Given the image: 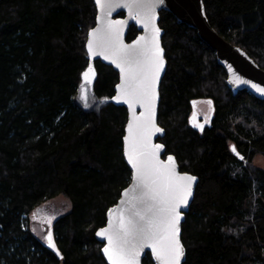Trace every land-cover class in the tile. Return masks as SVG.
<instances>
[{
    "label": "trees",
    "instance_id": "1",
    "mask_svg": "<svg viewBox=\"0 0 264 264\" xmlns=\"http://www.w3.org/2000/svg\"><path fill=\"white\" fill-rule=\"evenodd\" d=\"M203 5L211 27L264 69V0ZM95 14L92 0H0V264H106L94 233L131 171L122 155L127 113L110 103L118 74L95 61L81 98ZM159 27L165 135L157 141L198 178L182 224L183 264H264V168L253 162L264 158V101L233 95L215 53L168 11ZM137 34L131 26L126 40ZM203 99L213 115L198 132L188 116ZM59 195L70 210L52 224L53 251L33 235L29 216ZM143 264H153L149 254Z\"/></svg>",
    "mask_w": 264,
    "mask_h": 264
},
{
    "label": "snow or ice",
    "instance_id": "2",
    "mask_svg": "<svg viewBox=\"0 0 264 264\" xmlns=\"http://www.w3.org/2000/svg\"><path fill=\"white\" fill-rule=\"evenodd\" d=\"M164 0H96L101 10L98 27L89 33L88 55L111 60L120 70L121 83L115 99L132 110L125 141V156L133 169L132 186L123 193L116 210L109 212L108 226L96 235L107 241L103 253L109 264H140L141 254L151 249L158 264H181L185 249L180 240V208L188 204L196 177L180 175L174 157L159 158L163 145H153L151 137L161 132L155 124L157 84L164 68L160 29L155 24L156 8ZM115 8H126L132 19L150 29L148 37L133 44L122 38L124 21L108 19ZM91 66L82 74V99H87V85L94 78ZM235 82V81H234ZM264 94V88L252 85ZM211 104V101L208 102ZM143 112L137 116L135 106ZM203 131V125L196 124ZM235 151V148H233ZM244 159L243 157H240ZM116 212L112 219V212ZM50 223V221H49ZM48 246L56 250L52 233L46 236ZM57 255H60L57 250Z\"/></svg>",
    "mask_w": 264,
    "mask_h": 264
},
{
    "label": "water",
    "instance_id": "3",
    "mask_svg": "<svg viewBox=\"0 0 264 264\" xmlns=\"http://www.w3.org/2000/svg\"><path fill=\"white\" fill-rule=\"evenodd\" d=\"M92 1L95 6L96 14H95V24L88 31L87 37H86L85 50H86L87 55H88L87 43L89 39V33L92 31L93 28L98 27L97 18L101 16V10L97 5L96 0H92ZM160 11H168L174 16L177 23L184 24L187 27L196 31L200 40L203 41L215 53L218 65L221 66L226 73L227 87L231 90L233 95L237 94L239 91L246 90L250 95H252L256 99L260 101H264V94H261L255 88L252 87V85H257L260 88H264V69H261L256 64V62L243 49L231 44L229 41L223 38L219 33H217L213 29V27H211L205 15L203 0H164V2L158 5L156 8L155 24L159 29H160L159 27V12ZM121 14H123V16H121ZM108 19L111 21H124L122 38L125 44L131 45L135 41H137L140 37L142 36L148 37L150 35V29L145 30L142 24L137 23L135 19H132L126 8H115L114 10H112ZM131 26L136 27L138 34L131 41H127L126 40L127 33ZM162 36H163V30L160 29L159 43H160L161 48L163 49L162 43H161ZM88 58L90 59V66H92V64L95 61H100L101 63L107 66H110L118 74V82L114 87V94L110 99V103L118 107H123L127 113V120L125 123L124 135L122 138V155H123L126 165L131 171V180L129 184L121 191L120 196L117 199L116 203L107 209L106 215H105L106 216L105 224L102 227H99L94 233V237L97 240V242L103 245L101 248V255L105 263L109 264L106 256L103 253V247L106 245L107 241L104 240L102 237L97 236L96 233L97 231L103 228H106L108 226V221L110 219L109 212L119 208L121 200L124 199L123 197L124 191L132 186L133 169L131 168V165L127 161V157L124 154L125 153L124 138L128 135L127 127H128L130 120L132 119L133 112L131 109H129L128 105L124 103L122 100L118 102L115 99L117 95V85L121 83L120 70L115 66V64L111 62V60H106L102 56L97 55L95 57H90L88 55ZM163 58H164L165 63H164V68L160 73L159 81L157 84L158 97H157L156 105H155V124L160 129L162 128L158 125V107H159V102H160V95H159L160 84H161L162 77L166 70V60H165L164 49H163ZM207 101H211V100H207ZM211 105H212V102H211ZM142 112H143V109L139 105L135 106V113L137 116H139ZM193 120H195V117L192 115L189 119V123L191 124ZM164 135H165V132L163 129L161 132H155L151 137V143L153 145H156V144L163 145L157 140L164 137ZM165 152H166V149H165V146L163 145V148L160 150V153H159V158L161 161L166 162L168 156L174 157L171 154L165 155ZM232 153L235 156H238L237 151H233V148H232ZM175 162H176L177 172L180 175H185V174L192 175L190 173L180 171V168L178 166L176 159H175ZM197 183H198V178L193 183L192 195L189 197L188 204L186 206H182L179 210L181 213V219L179 223L180 240H181V234H182V224L184 222L185 214L189 210L190 204L193 200L194 191L197 186ZM115 217H116V212L113 211L112 219H115ZM147 254L150 255L153 264H158L155 257L152 255L151 249H148V248H146L144 252L141 254L140 264H143V259L145 258ZM185 257H186V251H185L184 257H182L181 259V264L184 263Z\"/></svg>",
    "mask_w": 264,
    "mask_h": 264
},
{
    "label": "rangeland",
    "instance_id": "4",
    "mask_svg": "<svg viewBox=\"0 0 264 264\" xmlns=\"http://www.w3.org/2000/svg\"><path fill=\"white\" fill-rule=\"evenodd\" d=\"M92 81V80H91ZM205 101H200L198 105H203L202 111L207 114L208 107ZM258 167L264 168V158L257 156L253 160ZM70 210V202L63 195H59L51 200L45 201L37 206L29 216V228L33 235L39 239L49 249L55 251L48 246L46 236L49 231L52 233V224L60 216ZM50 221V223H49ZM53 236V234H52ZM54 241V240H53Z\"/></svg>",
    "mask_w": 264,
    "mask_h": 264
},
{
    "label": "flooded vegetation",
    "instance_id": "5",
    "mask_svg": "<svg viewBox=\"0 0 264 264\" xmlns=\"http://www.w3.org/2000/svg\"><path fill=\"white\" fill-rule=\"evenodd\" d=\"M208 99H203V100H197V101H195V102H193L192 103V110H191V112H190V114H189V116H188V123H189V119H190V117L193 115L194 117H195V120H193L192 121V123L190 124L189 123V125H190V127H192L193 129H195L196 131H198V132H202L201 130H200V128L199 127H194V122L196 123V124H200V125H203V129L204 128H206V127H209L210 126V124H211V121H212V115H213V104L211 105V104H209L208 102L209 101H207ZM200 101H205V106H207L208 107V113L207 114H205L203 111H202V107H203V105H198V103L200 102ZM211 112H212V114H211ZM232 148H234L233 146H231L230 147V150H231V152H232ZM236 151V150H235ZM233 154V153H232ZM237 154H238V152H237ZM234 155V154H233ZM237 157V159L238 160H242V159H240L239 157H242L241 155H239L238 154V156H236Z\"/></svg>",
    "mask_w": 264,
    "mask_h": 264
}]
</instances>
